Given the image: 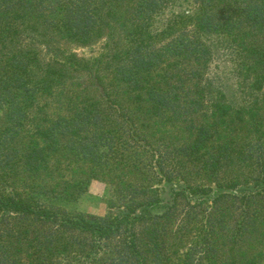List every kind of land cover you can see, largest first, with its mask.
<instances>
[{"label": "trees", "instance_id": "16d2710c", "mask_svg": "<svg viewBox=\"0 0 264 264\" xmlns=\"http://www.w3.org/2000/svg\"><path fill=\"white\" fill-rule=\"evenodd\" d=\"M0 264H264V0H0Z\"/></svg>", "mask_w": 264, "mask_h": 264}, {"label": "rangeland", "instance_id": "374dc122", "mask_svg": "<svg viewBox=\"0 0 264 264\" xmlns=\"http://www.w3.org/2000/svg\"><path fill=\"white\" fill-rule=\"evenodd\" d=\"M105 40L106 37H103L90 47H79L75 45H67V47L80 57H93L99 52ZM218 54L220 55L216 59V61L218 67L220 68L216 72L215 76L222 78L229 84H233V79L235 76L232 75V72H234L236 65L231 60L232 57L226 49H220ZM236 89L237 85H235V90ZM237 104L241 103L237 102ZM86 176L87 175H84L83 172H78L75 175V178H85ZM111 195L112 189L110 187V184L106 183L102 179L92 177L88 185L87 191L80 196L78 201L66 204V207L72 212L104 216L109 210L108 200L110 199ZM239 257L240 256H238V258Z\"/></svg>", "mask_w": 264, "mask_h": 264}]
</instances>
